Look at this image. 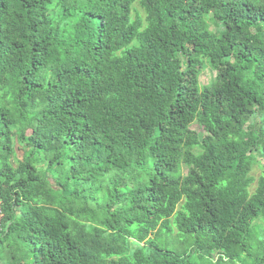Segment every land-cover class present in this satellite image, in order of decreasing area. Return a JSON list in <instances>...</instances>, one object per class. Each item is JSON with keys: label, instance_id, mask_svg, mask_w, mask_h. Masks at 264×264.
<instances>
[{"label": "trees", "instance_id": "obj_1", "mask_svg": "<svg viewBox=\"0 0 264 264\" xmlns=\"http://www.w3.org/2000/svg\"><path fill=\"white\" fill-rule=\"evenodd\" d=\"M258 158L264 0H0V264H264Z\"/></svg>", "mask_w": 264, "mask_h": 264}, {"label": "rangeland", "instance_id": "obj_2", "mask_svg": "<svg viewBox=\"0 0 264 264\" xmlns=\"http://www.w3.org/2000/svg\"><path fill=\"white\" fill-rule=\"evenodd\" d=\"M136 16H139L142 20H145V13L138 2H135L133 4V10H132V17L135 18ZM211 28H214V25L210 21ZM216 75V71L213 70L209 64L206 62L203 63L202 67L200 68L199 73V83L208 84L210 83ZM191 128L196 130L200 136L204 133L203 127L198 124L197 122L192 123ZM20 154L22 152L20 151ZM264 167V161L260 158L257 159V162L253 165V168L251 170V174L255 179L258 178V176L261 174L262 168ZM184 172H186V167L184 166ZM255 182L251 186V190L254 188ZM171 227L170 229L163 228L160 230L158 235L153 236L152 240L155 244V246L160 248H166L173 250L175 252H186V255H189L190 259L197 263V264H212V260L209 255H204L203 253L198 252L196 249L193 248L192 242L190 240V237H187L188 235H185L184 233H181L177 230L176 226L170 221ZM256 227L261 229V232L264 234V217H261L259 221L257 222ZM213 260H216V255L212 257ZM250 262V260H248ZM225 264H229L227 261ZM233 264V263H232ZM241 264V263H238Z\"/></svg>", "mask_w": 264, "mask_h": 264}, {"label": "built area", "instance_id": "obj_3", "mask_svg": "<svg viewBox=\"0 0 264 264\" xmlns=\"http://www.w3.org/2000/svg\"><path fill=\"white\" fill-rule=\"evenodd\" d=\"M2 217V211H1V200H0V219Z\"/></svg>", "mask_w": 264, "mask_h": 264}]
</instances>
